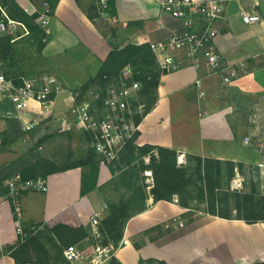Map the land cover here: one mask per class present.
Segmentation results:
<instances>
[{
  "label": "crops",
  "instance_id": "crops-1",
  "mask_svg": "<svg viewBox=\"0 0 264 264\" xmlns=\"http://www.w3.org/2000/svg\"><path fill=\"white\" fill-rule=\"evenodd\" d=\"M17 1L23 7L34 4L31 0ZM112 1L114 13L98 15L97 0H58L44 25L51 38L43 54L62 85L55 96L53 116L62 119L71 112L75 102L71 91L99 73L115 44L167 40L185 29L182 19L162 10L155 0ZM221 2L225 9L215 21V49L221 55V68L213 69L204 57L192 60L178 51L182 65L162 74L158 99L138 123L136 142L175 148L183 155V162L189 153L232 160L239 172L254 176L255 166L264 160V0ZM243 12H257L261 19L245 22ZM229 65L239 75L225 81ZM40 110V103L30 101L27 108L18 111L8 97H0V132L8 127L9 118H17L22 126L24 119L39 115ZM10 111L22 117L9 115ZM14 158L12 151L1 150L0 167ZM84 170L79 166L51 173L45 179L47 190H25L20 197L23 215L18 219L23 229L38 223L79 226L89 223L95 211L103 213L107 201L100 186L112 178V171L107 163H101L97 187L82 194ZM257 175L264 191V174ZM148 204L129 219L123 244L113 252L124 264H139L141 257L163 259L167 264L264 260V221L248 223L204 212L186 223L182 215L187 208L176 199L155 202L150 195ZM175 217L184 227L172 222V229L166 230ZM158 224L163 225L160 235L144 232ZM18 225L11 204L0 201V264H16L8 247L21 237ZM141 234L144 236L138 238ZM80 244L90 248L93 242L87 237Z\"/></svg>",
  "mask_w": 264,
  "mask_h": 264
},
{
  "label": "trees",
  "instance_id": "trees-1",
  "mask_svg": "<svg viewBox=\"0 0 264 264\" xmlns=\"http://www.w3.org/2000/svg\"><path fill=\"white\" fill-rule=\"evenodd\" d=\"M1 1L13 17L28 26L29 33L26 45L22 49V52L26 53V65H19V60L16 58L14 35L8 34L0 38V72L14 78L16 83L22 81V77L32 76L37 67H39L37 75L52 74L49 61L43 54V48L50 40L51 34L41 22H36L41 9L30 14L16 0ZM57 1L47 0L50 14H53ZM95 8L100 15V10ZM108 10L114 13L112 0L109 2ZM89 16L95 19V16L90 13ZM35 45L37 49L34 50V53L39 54L38 59L42 62L39 66L36 65V62H32V55L29 54L30 51H33L31 47ZM128 63L141 69V72L135 75V79L142 83L140 94L145 109L142 113L133 115V120L138 125L155 105L161 76L168 72L160 69L150 43H128L124 46L115 44L99 73L84 83L80 89H77L80 90L78 101L86 99L87 93L95 85L105 87L109 80L108 77L119 75L121 69ZM27 67L28 70L24 69ZM31 130L23 129L17 118H9L8 127L0 132V151L5 150L7 145L19 140ZM138 135L139 130L136 129L130 136L125 137L116 157L107 162L113 176L100 186L105 194L106 210H108L97 226L100 236L96 237L90 224L73 226L67 223H57L50 226L38 223L33 227L25 226L24 240L20 237L17 244L8 247L16 264L33 262V250L36 249H42L50 258L51 247V249L57 250L58 257L63 256L65 246L80 242L87 237L91 238L94 244L97 242L102 245L113 244L115 249L118 248L123 239L127 222L132 216L149 207L148 198L150 195H153L155 202L161 199L173 200L177 198L179 204L187 208L182 217L190 215L191 211L198 210L195 207L196 203H205L204 209H201L204 212L225 218L243 219L248 223L264 221V191H262L260 176L256 178L251 176L241 190L233 189L231 181L235 177L237 169V164L234 161L189 153L186 155L185 162L179 163L177 149L151 143L140 145L136 142ZM91 139L93 140V137ZM44 140L39 139L22 154L3 164L0 167V184L15 173H20L25 179L38 177L46 179L51 173L80 166L85 169L82 194L97 187L99 166L105 157L94 145L91 146L88 143L85 154L76 157H73L72 153L68 154L64 162L59 163L37 151V146ZM146 156L149 157L148 161ZM238 166L239 169L243 167L242 164H238ZM147 171H152V183L148 181ZM109 188L118 193L117 199L113 200L114 195L107 193ZM162 226L158 224L144 232L161 229ZM47 259H43L44 261L39 259L37 262L49 263ZM158 262L167 264L165 260L155 257H141L139 264ZM109 263L124 264L114 254L110 257ZM248 264H264V260Z\"/></svg>",
  "mask_w": 264,
  "mask_h": 264
},
{
  "label": "built area",
  "instance_id": "built-area-1",
  "mask_svg": "<svg viewBox=\"0 0 264 264\" xmlns=\"http://www.w3.org/2000/svg\"><path fill=\"white\" fill-rule=\"evenodd\" d=\"M155 1L162 10L182 19L185 24L183 31L174 34L169 39L150 43L160 69L169 71L181 66L183 60L178 51L185 53V56L192 60L204 57L213 69L221 68V55L215 49L217 35L215 21L223 15L225 9L221 0ZM109 2L110 0H97L101 14L109 12ZM23 8L30 14L39 10L35 4L26 5ZM49 11V4L45 2L37 17L43 25L49 22L51 16ZM242 18L245 22L252 23L260 20L261 16L257 12H243ZM27 33H29L28 26L13 17L7 7L0 2V38L8 34L20 37ZM225 70V81H230L239 75V71L231 65L226 66ZM140 72L141 69L128 63L121 69L119 75L111 77L105 75L109 78L106 86L90 89L87 98L82 101H78L80 90L71 91L75 101L71 111L93 134L92 144L104 155L105 161L109 162L114 159L124 143L125 136H130L137 129L133 115L137 110L136 102L139 99L142 83L135 79V75ZM197 82L200 83V80ZM61 89V83L52 74L22 77V81L16 83L14 78L0 72V97H8L18 111L27 108L30 101L40 103L39 115L24 119L22 128L25 130L34 128L43 117L52 115L55 96ZM8 114L22 117L19 113L13 114L12 111ZM67 122V119L63 117L62 123L66 125ZM178 160L183 162V155H179ZM256 167L264 174V160L259 161ZM147 172L150 174L151 171ZM237 174L238 176L232 179L231 187L243 189L245 183L239 176L238 169H236ZM47 188L44 178L25 179L20 173H15L0 184V201L6 200L11 204L13 214L19 223L18 233L22 240L26 233L18 220L23 215L20 197L25 190H47ZM175 199L178 201L177 198ZM102 217L101 211H95L90 218L96 237L100 236L97 226ZM174 219V222H178L179 225L184 224L177 217ZM167 226H170V222ZM63 254L67 264H104L113 252L100 242L93 243L90 248H84L80 242H77L65 246Z\"/></svg>",
  "mask_w": 264,
  "mask_h": 264
},
{
  "label": "rangeland",
  "instance_id": "rangeland-1",
  "mask_svg": "<svg viewBox=\"0 0 264 264\" xmlns=\"http://www.w3.org/2000/svg\"><path fill=\"white\" fill-rule=\"evenodd\" d=\"M31 1L36 6H38L39 9H41V10L43 9L44 4L42 3V1H39V0L38 1L37 0H31ZM0 2L2 3L1 0H0ZM16 2L21 7H23L20 4V2H18L17 0H16ZM37 21L38 20H36V22ZM18 34H20V33H18ZM27 35H28V33L25 36L20 37V38H19V35H14V37H13V38H16V41H15L16 51H17L16 52V58L19 60V65H23V64L26 65V63H27L26 53L22 52L23 47L26 45L25 42L27 40ZM31 49L33 51H30L29 54L32 55V62H36V65H38V66L41 65L42 62H40L41 60L39 61V59H38L39 54L34 53V50L37 49V46L36 45L32 46ZM24 69L28 70V67L24 68ZM38 69H39V67H37V70L34 73H32V76L31 75H27V76L28 77L37 76ZM95 87H99V85L97 84L94 86V88ZM136 103H137V110L134 112V114L135 113H142L145 109V104L141 100V94L139 95V99ZM64 117L68 121L66 123V125H64L62 123V119L58 116L55 117L53 115H49L47 117H43L42 120L38 124H36L34 128H32V130L30 129L31 131H29L27 134H24V136L21 137L19 140L13 142L10 145H7L5 150L12 151L15 154V156L17 157L18 155H20L24 151H26L31 145L33 146V144L37 143V141L42 138L45 140H44V142L40 143L37 146V151H39L42 154L47 155L50 158L57 160L59 163H63L68 154L72 153L73 157L81 156V155L85 154L86 147L89 144L91 146L93 145L92 139H91L93 134L81 124V122L79 121L77 116L72 111L69 112L68 114H66ZM146 157H148V156H146ZM148 160H149V157H148ZM107 162L108 161H105V160L101 161V163H107ZM254 173L256 175H254L253 177H255V178L259 177V175H257V174H259L260 171L256 166H255ZM239 174H240L239 176L243 179L244 183L249 181L251 178V176L247 175L246 173L239 172ZM237 176H238V174L235 176V178ZM149 178H150V180H149ZM149 178H148L149 183H152L153 182L152 171L149 174ZM231 183H232V181H231ZM109 189L110 190H107V193L109 195H114L112 197L113 200L117 199L118 193L114 192V190L112 188H109ZM233 189L241 190L238 188H233ZM262 191H263V186H262ZM195 207H197L198 210L191 211L190 215L187 214L184 216V220L186 223H188L191 220H195L197 217L204 214V210H201V209H204L205 203H196ZM106 209L103 212V216L105 215L106 212H108V210H106ZM178 220H180V219H178ZM174 221H175V219L173 221H170V227L165 228V229H168V230L172 229L171 226H172V222H174ZM87 224L91 225V222H89ZM179 227H184V226L180 225ZM160 230H161V232L158 231L157 229L150 230L149 232H147V234H149L150 236H155L156 234L160 235L162 233V229H160ZM142 236H144V234L139 235L138 238H141ZM122 244H123V239L121 241L120 246ZM105 246L109 247L112 252L115 250L113 244L105 245ZM50 253H51L50 254L51 257L49 258L42 249L41 250L40 249L33 250V256H34L33 260L34 261L28 262L27 264H29V263L44 264V263L37 262V260L42 259V261H44L43 259H45V258H48L47 260L49 262V263H45V264H67V261L64 257V254H63V256L58 257L57 256V250L51 249V247H50ZM53 255H55V257H53ZM108 263H109V261H108ZM155 264H161V263L158 262Z\"/></svg>",
  "mask_w": 264,
  "mask_h": 264
}]
</instances>
